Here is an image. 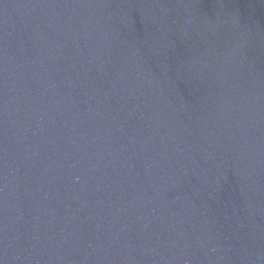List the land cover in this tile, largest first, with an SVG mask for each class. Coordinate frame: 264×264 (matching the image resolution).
I'll return each mask as SVG.
<instances>
[{
	"label": "water",
	"instance_id": "1",
	"mask_svg": "<svg viewBox=\"0 0 264 264\" xmlns=\"http://www.w3.org/2000/svg\"><path fill=\"white\" fill-rule=\"evenodd\" d=\"M0 264H264V0H0Z\"/></svg>",
	"mask_w": 264,
	"mask_h": 264
}]
</instances>
